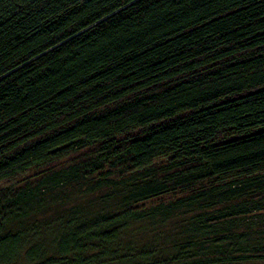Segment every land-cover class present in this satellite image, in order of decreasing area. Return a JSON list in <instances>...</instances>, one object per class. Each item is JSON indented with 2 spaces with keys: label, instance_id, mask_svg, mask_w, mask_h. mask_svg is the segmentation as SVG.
Wrapping results in <instances>:
<instances>
[{
  "label": "trees",
  "instance_id": "16d2710c",
  "mask_svg": "<svg viewBox=\"0 0 264 264\" xmlns=\"http://www.w3.org/2000/svg\"><path fill=\"white\" fill-rule=\"evenodd\" d=\"M0 264H264V0H0Z\"/></svg>",
  "mask_w": 264,
  "mask_h": 264
}]
</instances>
